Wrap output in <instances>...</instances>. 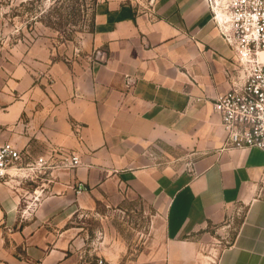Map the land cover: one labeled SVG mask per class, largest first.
Listing matches in <instances>:
<instances>
[{
	"label": "crops",
	"instance_id": "1",
	"mask_svg": "<svg viewBox=\"0 0 264 264\" xmlns=\"http://www.w3.org/2000/svg\"><path fill=\"white\" fill-rule=\"evenodd\" d=\"M153 9L95 0L67 57L44 39L4 50L0 144L24 162L57 150L81 163L0 181V264H87L71 217L129 198L152 211L163 241L134 264H264V154L224 146L212 105L231 49L205 0ZM234 220L220 247L198 233Z\"/></svg>",
	"mask_w": 264,
	"mask_h": 264
},
{
	"label": "rangeland",
	"instance_id": "2",
	"mask_svg": "<svg viewBox=\"0 0 264 264\" xmlns=\"http://www.w3.org/2000/svg\"><path fill=\"white\" fill-rule=\"evenodd\" d=\"M94 2L0 0V58L13 42L36 39L51 43L56 56L67 57L91 28ZM71 221L80 241V260L87 264L94 263L97 256L108 264H134L140 255L148 256L163 244L159 222L136 198L107 206L97 203L90 210L77 212ZM234 225L235 220L229 227L208 225L210 236L198 233L220 247L229 241Z\"/></svg>",
	"mask_w": 264,
	"mask_h": 264
},
{
	"label": "built area",
	"instance_id": "3",
	"mask_svg": "<svg viewBox=\"0 0 264 264\" xmlns=\"http://www.w3.org/2000/svg\"><path fill=\"white\" fill-rule=\"evenodd\" d=\"M153 14L154 0H133ZM143 1V3H142ZM221 39L231 49L232 68L226 73L228 88L212 101L220 118L227 147H257L264 154V0H205ZM81 160L75 153L38 156L22 161L21 152L10 141L0 144V181L19 185L34 181L46 169L74 168ZM26 204L22 215L29 211ZM92 264H108L97 256Z\"/></svg>",
	"mask_w": 264,
	"mask_h": 264
}]
</instances>
